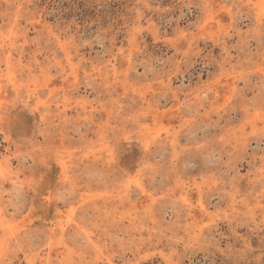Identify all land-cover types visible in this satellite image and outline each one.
<instances>
[{"label": "rangeland", "instance_id": "374dc122", "mask_svg": "<svg viewBox=\"0 0 264 264\" xmlns=\"http://www.w3.org/2000/svg\"><path fill=\"white\" fill-rule=\"evenodd\" d=\"M0 264H264V0H0Z\"/></svg>", "mask_w": 264, "mask_h": 264}]
</instances>
